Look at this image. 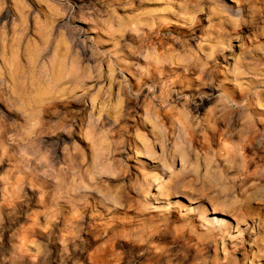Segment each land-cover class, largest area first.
<instances>
[{
  "label": "rangeland",
  "instance_id": "1",
  "mask_svg": "<svg viewBox=\"0 0 264 264\" xmlns=\"http://www.w3.org/2000/svg\"><path fill=\"white\" fill-rule=\"evenodd\" d=\"M234 3L0 0V264H264V24Z\"/></svg>",
  "mask_w": 264,
  "mask_h": 264
},
{
  "label": "bare ground",
  "instance_id": "2",
  "mask_svg": "<svg viewBox=\"0 0 264 264\" xmlns=\"http://www.w3.org/2000/svg\"><path fill=\"white\" fill-rule=\"evenodd\" d=\"M159 178H157V180H158ZM163 189V188H162ZM162 191V190H161ZM213 207H215V206H213ZM213 209V208H212ZM216 209H217V207H216ZM200 210H202V209H200ZM187 212V211H186ZM189 212V211H188ZM212 212H213V216L211 217V216H209V215H205V213H204V219H205V221H206V223L207 224H209V225H215V226H217L218 227V229H220V231H225V230H229V221L225 218V217H222V215L220 216L219 214H216V210L215 209H213L212 210ZM215 213V214H214ZM233 225V224H232ZM231 225V226H232ZM235 228V227H234ZM238 230V229H237ZM240 233H241V231H240ZM240 239V238H239ZM227 240V239H226Z\"/></svg>",
  "mask_w": 264,
  "mask_h": 264
},
{
  "label": "snow or ice",
  "instance_id": "3",
  "mask_svg": "<svg viewBox=\"0 0 264 264\" xmlns=\"http://www.w3.org/2000/svg\"><path fill=\"white\" fill-rule=\"evenodd\" d=\"M221 3L228 5L230 8H232L233 10H235V3L234 0H221ZM250 4L251 5H259L260 9H261V14L259 16V21L258 23H262L264 24V0H250ZM250 5L246 4L245 9L247 10V8ZM257 151H259V149H256Z\"/></svg>",
  "mask_w": 264,
  "mask_h": 264
}]
</instances>
